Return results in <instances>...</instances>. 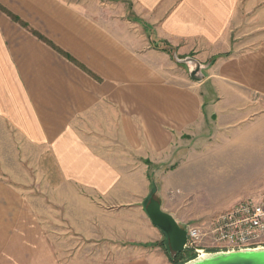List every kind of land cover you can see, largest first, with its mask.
Masks as SVG:
<instances>
[{
	"label": "crops",
	"instance_id": "obj_1",
	"mask_svg": "<svg viewBox=\"0 0 264 264\" xmlns=\"http://www.w3.org/2000/svg\"><path fill=\"white\" fill-rule=\"evenodd\" d=\"M126 1L164 46L94 7L0 0V264H79L77 251L57 256L39 193L75 235L121 255L97 264H171L145 211L159 193L153 176L172 171L164 167L180 143L207 120L220 129L264 123V0ZM244 16L260 35L222 55L226 31ZM172 53L194 56L202 79L167 65Z\"/></svg>",
	"mask_w": 264,
	"mask_h": 264
},
{
	"label": "rangeland",
	"instance_id": "obj_2",
	"mask_svg": "<svg viewBox=\"0 0 264 264\" xmlns=\"http://www.w3.org/2000/svg\"><path fill=\"white\" fill-rule=\"evenodd\" d=\"M85 9L97 8L106 16H116L121 24H125L128 34L146 37L149 47L158 50L165 44L155 39V33L151 28L135 20L129 11L126 0H65ZM102 18L101 14L96 15ZM254 17V21H253ZM252 17V23L260 22V15ZM247 18V21H246ZM262 18V17H261ZM103 19V18H102ZM244 21L232 23L223 37V44L218 48L221 54L229 56L232 53L246 49L247 37L254 33L260 35V31H247L251 26V17L244 16ZM239 21V20H238ZM170 54V65L174 70L180 72L183 78L194 80L189 73L188 66L180 63ZM168 56V55H167ZM177 57V56H176ZM194 64L198 60L190 56ZM200 64V63H199ZM190 70L194 65L189 67ZM205 123L199 136L183 139L180 145L182 150L175 153L171 164L160 170L153 176L157 186V198L162 202V207L170 211L180 226L189 224L206 225L217 213L227 209L239 200L259 195L264 192V123H253L251 121L238 123L234 127H216L212 120ZM215 126V127H214ZM219 131V132H218ZM192 138V139H191ZM15 147L21 150L22 143L14 137ZM14 151V149L12 148ZM8 162L14 163L9 159ZM32 174V168L30 167ZM30 174V175H31ZM31 182V181H30ZM29 182V186H30ZM36 177L34 184L35 188ZM34 190L30 192L33 194ZM37 195L38 191L35 188ZM43 194V193H42ZM35 195V202H42L43 227L49 241L55 248L57 256L63 261L77 251V263H110L117 260L121 255L114 253L110 248V242H99L95 245L79 238L69 228L68 224L62 222L60 208L54 213L51 201L44 198L41 193ZM49 213V214H48ZM162 250L161 242L156 243ZM105 251V254L103 253ZM108 251V253H106ZM71 253V254H70ZM190 252L185 251L179 263L183 264ZM195 257V256H194ZM193 259V258H192ZM188 261V260H187Z\"/></svg>",
	"mask_w": 264,
	"mask_h": 264
},
{
	"label": "built area",
	"instance_id": "obj_3",
	"mask_svg": "<svg viewBox=\"0 0 264 264\" xmlns=\"http://www.w3.org/2000/svg\"><path fill=\"white\" fill-rule=\"evenodd\" d=\"M185 251L195 257L207 252L264 247V192L245 197L217 213L206 225L185 227Z\"/></svg>",
	"mask_w": 264,
	"mask_h": 264
},
{
	"label": "water",
	"instance_id": "obj_4",
	"mask_svg": "<svg viewBox=\"0 0 264 264\" xmlns=\"http://www.w3.org/2000/svg\"><path fill=\"white\" fill-rule=\"evenodd\" d=\"M174 57L180 63L188 66L190 76L194 80L200 81L202 79V64H194V60L190 57L179 58L175 55ZM192 65H194V68L190 70L189 67ZM145 211L150 222L165 234L170 251L174 253L184 252L187 238L185 228L179 225L171 213L162 209L160 201L155 196L149 198ZM183 264H264V247L236 251L207 252Z\"/></svg>",
	"mask_w": 264,
	"mask_h": 264
},
{
	"label": "trees",
	"instance_id": "obj_5",
	"mask_svg": "<svg viewBox=\"0 0 264 264\" xmlns=\"http://www.w3.org/2000/svg\"><path fill=\"white\" fill-rule=\"evenodd\" d=\"M15 20H17L15 17H13ZM154 191H155V187L153 189V192L151 194V196L154 194ZM160 201V200H159ZM165 242H166V246H165V250L166 252L168 253V257H169V261L171 264H180L179 261L181 259V256L183 255V252L181 253H174V252H171L168 245H167V239H165ZM194 258V255L189 253L186 257V259L184 260V262H186L187 260H190ZM183 262V263H184ZM182 264V263H181Z\"/></svg>",
	"mask_w": 264,
	"mask_h": 264
},
{
	"label": "bare ground",
	"instance_id": "obj_6",
	"mask_svg": "<svg viewBox=\"0 0 264 264\" xmlns=\"http://www.w3.org/2000/svg\"><path fill=\"white\" fill-rule=\"evenodd\" d=\"M202 255V254H201Z\"/></svg>",
	"mask_w": 264,
	"mask_h": 264
}]
</instances>
